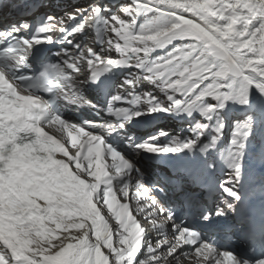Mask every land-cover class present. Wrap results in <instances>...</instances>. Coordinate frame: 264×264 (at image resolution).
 <instances>
[{"label":"snow or ice","instance_id":"6c2138e0","mask_svg":"<svg viewBox=\"0 0 264 264\" xmlns=\"http://www.w3.org/2000/svg\"><path fill=\"white\" fill-rule=\"evenodd\" d=\"M12 8L22 15L29 10V0H12ZM72 9L64 12L67 25L63 17L59 19V35L55 38L51 35L57 28L54 15L45 16L28 39L17 35L29 29L30 24L25 20L9 31H0L3 46L0 47V264H180L182 258L190 259L193 254L202 257L203 264H264V256L245 259L226 250V245L214 238H205L192 226L175 223L172 213L163 205L156 212L157 199L151 195L154 190L145 186L140 171L108 146L100 135L85 131L93 127L91 123L81 126L67 123L59 115L47 113L45 108L38 113L37 106L48 103L37 95L41 86L18 74L17 67L26 65L30 50L36 45H71L61 48L56 53L58 62L45 65L39 74L49 81L41 90L51 92L59 86L62 95L65 90L79 92L82 80H77L73 73L82 74L84 82L95 83L115 66L130 64L142 69L149 74L144 78L157 81L166 99L160 100L151 94L132 97L133 104L143 107L131 114L109 107L114 117H123L114 127L109 126L110 131L123 128L133 117L148 112H175L181 104L176 98L178 93L195 97L185 112L199 108L196 102H203L204 97L214 98L217 104L199 108L207 118L215 109H223L227 101L250 105L253 88L264 96V47L261 46L264 43V0H132L105 19L103 37L98 38L101 49L107 45L109 51L115 50L117 58L101 56L92 48L85 53L81 44L74 42L89 26L94 28L97 17L108 9H102L98 3ZM146 12L154 13V18L138 25V15ZM119 13L129 19H122ZM185 14H190V18ZM234 31L241 35L229 39ZM108 33L112 35L105 39ZM177 38L182 41L180 46L173 45L166 55L149 59L154 47L163 49ZM237 54L242 61H237ZM85 64L88 72L82 73ZM160 77L165 79L159 80ZM125 83L133 85L135 76ZM17 88L27 95H19ZM119 100L120 96L112 97V101ZM40 115L46 117L43 122H38ZM248 120L250 122L252 117ZM42 123L59 124L65 131L71 128L83 136L76 155L70 156L58 140L47 135L39 126ZM222 127L217 121V134ZM205 128L206 125L196 123L193 137L183 141L173 138L163 146H158L163 142L156 137L138 145L132 142L133 150L137 155L141 151L150 154L191 152ZM249 132L250 123L236 124L226 159L229 172L218 187L209 179L208 168L185 170L184 177L193 187L184 189L183 200L198 209V219L204 225H215L226 242L237 235L234 229H245L238 238L251 250L257 246L264 248V226L251 227L246 216H241L235 224L219 223L243 207L245 196L237 188L245 181L243 155ZM159 135L167 134L160 132ZM69 137L75 146L76 137L71 133ZM216 138L203 145L201 153L212 148ZM57 152L67 157V161L57 159ZM101 155L110 162L102 163ZM84 161L88 162L87 166ZM133 179L138 195L142 191L151 201L137 211L144 213L146 208L153 209L147 218L152 229L165 237L168 226L157 223L155 217L166 214L172 221L175 243L165 238L154 247L146 229L129 214L128 203H116L114 188L127 198L129 182ZM246 182L250 185L247 196L254 195L257 187L264 190L262 178L252 176ZM183 184V179L176 181L178 188ZM202 194L217 197L213 208L201 206ZM101 199L117 222L115 230L101 216L98 208ZM60 230L67 233L63 239L55 235ZM71 230L78 231L79 235H73ZM165 249L166 253L161 255Z\"/></svg>","mask_w":264,"mask_h":264},{"label":"rangeland","instance_id":"374dc122","mask_svg":"<svg viewBox=\"0 0 264 264\" xmlns=\"http://www.w3.org/2000/svg\"><path fill=\"white\" fill-rule=\"evenodd\" d=\"M127 3L130 4L131 1H127ZM127 3L122 1V2L117 3L115 5L121 6V5H124V4H127ZM119 14L121 15L122 19H125V20L129 19V17L124 16L122 13H119ZM153 18H154V13L146 12L144 14H141V17L137 19V24L139 25L140 23L149 22ZM181 43L182 42H179V43L174 44V45L175 46H180ZM172 47H173V45L171 47H169L168 49H166L165 51L160 52L158 54H155L152 59H155L158 56L166 55L169 51L172 50ZM105 52L107 53L106 50H105ZM115 54H116V57H117V53L116 52H115ZM160 78H162V77H160ZM155 89L158 90V94L157 95H153L152 94V96H155V97H157L160 100L166 99V97L164 96V93L159 90V87L157 86V81H153L152 80L151 81V85H149V87L146 89L145 93L151 94V93H153L155 91ZM260 95H261L260 93L257 94L256 98H254V97L252 98V95H251L250 98L252 100L251 101L252 103H251V105H249V107L239 105L238 108L239 109L242 108V112L236 113L238 115H235V113H233L232 115L227 117V115H226V113H225V111L223 109L217 108L212 113H210L207 118L204 117L201 114V111L199 110V108L205 107V106H207L209 104L215 105L216 104V100L214 98H212V97H204L203 98V102H200V101L196 102L199 105V108L198 107H193L188 112H185L184 109L188 106L189 103H192V101L195 100V97L192 96V94H189V96H182L181 94L178 93L176 98L180 99V101H181V111L180 112L188 113V114L191 115V117H192L191 118L192 119L191 126L195 127L196 123H201V124L206 125V128L204 129V133H203V135H201V138L205 137V133L207 131H210V126L217 124V121H219L223 125L222 128H224L226 126V128H227L226 131L229 134V136L231 137V140L234 138L235 127H236L237 123H250V132H249V136L247 137V140H246V146H248L247 143L249 142V140H255L256 137L260 136L261 134L264 135V116H263V118L258 117V116H260V114L263 113L262 110L264 109V104H260V102L262 100V99H260ZM189 97H191V99H189ZM213 117H214V120L212 121ZM249 117H252V120L250 122L248 120ZM258 118H261V120H258ZM194 127H192V128L191 127L190 128L187 127V130H188L187 135L190 138L195 135V133L192 131V129ZM212 127H214V126H212ZM213 129H216V128L214 127V128H212V130ZM231 140L227 144L228 145L227 148H229V150H230ZM54 242L57 243L56 240H54ZM103 251L105 253H107L106 249H103Z\"/></svg>","mask_w":264,"mask_h":264},{"label":"bare ground","instance_id":"6f19581e","mask_svg":"<svg viewBox=\"0 0 264 264\" xmlns=\"http://www.w3.org/2000/svg\"><path fill=\"white\" fill-rule=\"evenodd\" d=\"M122 0H118V2H121ZM125 1H131L132 2V0H125ZM120 8V7H119ZM118 9H115L114 10V13L117 11ZM112 12V9H110L108 12H107V14H109V13H111ZM185 17L186 18H190V14H185ZM109 35H112L111 33H109ZM108 38V37H107ZM174 42H176V41H180L178 38L176 39V40H173ZM172 41V42H173ZM171 42V43H172ZM171 43L170 44H166V47H168L169 45H171ZM165 47V48H166ZM164 49V48H163ZM163 49H161V50H163ZM160 50V51H161ZM113 53H114V49H112L111 51H109V54H110V56H113ZM98 208H99V210H100V212H101V216L105 219V220H107L108 222H109V224L113 227L112 229L113 230H115L116 228H117V222L116 221H114V218H113V216L109 213V211L107 210V208L103 205V204H99L98 205ZM52 227H55L54 225H52ZM71 232H72V234L73 235H79V232L78 231H76V230H71ZM55 235L56 236H58L60 239H63V237L65 236V235H67V233H64L62 230H60V231H57L56 233H55ZM56 242L57 243H59V240H56ZM53 243H55L54 242V240H53Z\"/></svg>","mask_w":264,"mask_h":264},{"label":"clouds","instance_id":"9594fccd","mask_svg":"<svg viewBox=\"0 0 264 264\" xmlns=\"http://www.w3.org/2000/svg\"><path fill=\"white\" fill-rule=\"evenodd\" d=\"M244 26L246 27V23H244ZM240 35H241V33L239 31H234V32L229 34L228 38L229 39H237ZM162 42L163 41H159L158 43H162ZM261 46L264 47V43H262ZM236 47L238 48L239 45H236ZM262 54H264V53H262ZM236 59H237V61H242L243 58L237 54ZM45 107H46V105H38L37 106V112L42 113L44 111ZM45 119H46L45 116L40 115L38 122H43ZM25 131H27V130L25 129Z\"/></svg>","mask_w":264,"mask_h":264}]
</instances>
